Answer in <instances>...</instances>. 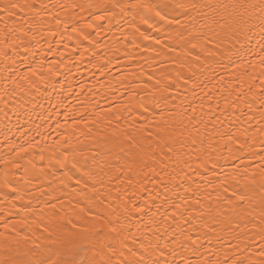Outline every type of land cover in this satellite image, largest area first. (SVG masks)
<instances>
[{"label":"snow or ice","instance_id":"1","mask_svg":"<svg viewBox=\"0 0 264 264\" xmlns=\"http://www.w3.org/2000/svg\"><path fill=\"white\" fill-rule=\"evenodd\" d=\"M121 21L125 42L155 53L137 65L148 115L125 124L80 93L69 106L54 79L69 27L87 41L77 58L101 74L117 51L134 61L127 43L100 51L88 31ZM0 136L14 150L0 175V264H264V0H0ZM53 162L78 186L60 190L68 210L46 189L40 208H17L31 195L21 183L42 184Z\"/></svg>","mask_w":264,"mask_h":264},{"label":"bare ground","instance_id":"2","mask_svg":"<svg viewBox=\"0 0 264 264\" xmlns=\"http://www.w3.org/2000/svg\"><path fill=\"white\" fill-rule=\"evenodd\" d=\"M77 19V26L83 27L84 23L90 22L91 18H88L87 21H81L79 17ZM100 23H104L105 26H107L106 22ZM121 25H123V27H118L113 24L112 30L107 33L99 29H88V31L91 33V38L93 40H99L102 44H105L107 46L104 49H100V51H108L109 48H123L125 43H127L128 46L126 50L132 52L133 55L136 56V59L134 61H128L127 58H125L121 52L117 51L115 54L120 57V63L115 64V66L109 65L108 69L105 70L107 74H101L97 70V68H94L93 65L88 62L90 54H86L83 59L77 58L78 53L73 52L75 45L77 43H80V51H82L84 46H88L87 41H81L79 38H77L75 36V33L72 32L71 27H69L67 33L65 34L62 40L59 36L55 38L56 40H60V43L58 45V51L60 53H64L67 56V59L65 65L60 67L61 75L55 77L54 79L58 80L60 84H63L65 88L63 97L65 98V103L69 106L79 107L75 97L71 95V93H80L81 99L87 98L91 100L93 102V106H95L96 102L98 101L99 106L101 108L119 109L122 118L118 122L120 124H125L126 122L131 123L132 121L136 120L137 115H148V113L143 112V110L139 106L141 96H145V99H147L148 97L146 96V89L142 87L138 88L135 86L137 83H140L142 79L138 76L137 65H143L145 68H147L148 65L145 64L143 58L148 56H154L155 53L145 52L142 49L132 48L130 42H125L123 39V33L125 32V30L127 32H131L132 28L124 21H121ZM97 32H99V36H97ZM152 35L157 34L153 32ZM140 43L147 44L148 42L140 41ZM64 45H67L68 47L65 48ZM45 47H47V45H45ZM153 47H155V45H153ZM109 55L111 56L112 53L109 52ZM55 59H59V56H56ZM93 63H95V61H93ZM19 70L21 72L27 71V69L24 67H20ZM124 73H128V75L123 80V82H121V77ZM132 73H136V75H133ZM64 74L67 75L65 76ZM101 84L104 85V87H100ZM82 87L84 88V92H81ZM41 88L43 89V85H41ZM56 91L59 92V86L57 87ZM48 95L54 97L56 93H53L51 92V90H49ZM48 106V103L45 102L44 107L48 108ZM37 111H39V109H37ZM53 111H56V109H53ZM60 111L63 112V109L61 108ZM32 119L36 121V123H39V120L35 115H33ZM55 119H57V117H53V120ZM59 119L63 121V116L59 117ZM139 122H143V120H140ZM30 127L31 125H26L24 124L23 119L21 120V131ZM13 131H15V128L13 129ZM41 131H43V129ZM30 135L35 136V132L32 131ZM52 135H54V133H52ZM13 139L16 140L15 137ZM36 139L39 140L40 137L37 136ZM0 140H2V136H0ZM16 142L23 143L24 140L23 138H21L19 140H16ZM48 143H51V140H49ZM87 143L88 142L85 141V144ZM13 151L14 150L10 149L8 146H6V144L0 143V175H3L5 171V166L2 161L12 156ZM33 151L38 150L33 149ZM45 155L47 156L48 153L46 152ZM34 162L38 166L42 163L38 155ZM43 163L48 164V161H44ZM44 171L49 172V175L47 179L43 181L42 184L37 182L36 186H25L21 183L20 186L23 188L24 193H31V195H25L23 201H14L17 208L23 207V205L27 203L29 199L32 200L31 207L40 208L42 206V201L45 198L40 196V189H46L49 192H52L53 195L60 197L61 189H63L67 193H71L72 188L78 187L74 183L67 181L66 177H63L62 171L59 169L58 165L51 166L50 169L49 167H46ZM52 172L56 173L55 177L52 175ZM18 177L19 173L17 177L14 178L10 176L9 178L17 179ZM63 183H68L69 188L64 189ZM4 191H7V189L3 188V184L2 182H0V193ZM38 197L39 199H37ZM60 198L65 202V210H68L69 205L67 204V201L73 199V195H67ZM0 199H2V196H0ZM4 207V204H0V208ZM6 207L12 212L16 211V209H13L11 207V204H8ZM57 207H60V204H57ZM49 211V209L45 208V213H48ZM21 214L23 215V213ZM2 216L3 212H0V217ZM0 231H3L2 227H0Z\"/></svg>","mask_w":264,"mask_h":264}]
</instances>
